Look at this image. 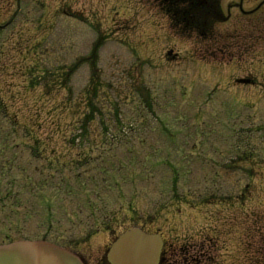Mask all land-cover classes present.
I'll return each instance as SVG.
<instances>
[{
	"label": "rangeland",
	"instance_id": "374dc122",
	"mask_svg": "<svg viewBox=\"0 0 264 264\" xmlns=\"http://www.w3.org/2000/svg\"><path fill=\"white\" fill-rule=\"evenodd\" d=\"M258 1L246 5L254 8ZM28 3L31 15L28 25L36 38L29 43L19 41L21 21L0 34V48L7 65L6 69L0 68V99L7 108L4 112L0 110V133H14L7 138L12 146L9 151H18L16 166L0 175V239L3 231L12 237L21 233L43 235V228L37 227L45 216L47 222H54V231L67 233L80 242L75 247L88 264H102L105 246L101 247L111 232H94L95 226L99 230L98 225L109 215L115 228L122 223L131 225L134 215L143 218L158 210L159 220L151 227H172L166 234L179 246L186 239L203 244L202 264H264V130L261 131L264 16L231 19L222 24L215 36L223 41L214 51L215 36L205 41L191 30L184 33L187 38L180 37V28L167 26L169 19L152 0L140 3L132 0L123 9L125 18L117 20L111 19L119 4L117 0H28ZM93 7L95 16L91 12ZM15 8L12 0H0V22ZM76 9L85 20L71 15ZM256 14L264 11L259 8ZM38 22L40 26L34 27ZM127 25L132 27L131 32L114 30ZM95 26L105 35L99 67L107 79L115 74L110 87L116 94L110 98L120 102L119 118L111 119L109 104L100 100L101 108L108 113L106 129L96 123L90 124V132L87 129L85 141L93 144L88 150L83 147L85 155L79 159L88 162L62 168V176L67 178L63 182L59 179L61 175L54 174L57 173L54 168L49 173L39 161L38 168H44L41 175L45 174L51 183L39 185L37 174L25 181L21 169L30 170L35 164L28 163L26 152L34 141L56 148L48 153L61 150L58 155L63 154L65 161L74 159L83 146L63 148L69 145L67 140L76 131L72 126L79 117L66 104L70 101L74 107L76 99H83L90 72L87 63L77 67L70 81L74 94L69 99L65 82L57 78L47 82L50 89H43L42 84L31 85L27 73L32 71L28 68L34 64L35 70L41 72L39 65L44 70L53 63L52 57L58 63L68 60L73 63L74 58L89 50L97 35ZM226 31L234 42L227 40ZM170 47L178 52V59L165 57ZM21 66L25 82L19 74ZM128 71L130 78L125 77ZM247 74L263 85L248 89L252 92L245 97L236 94L246 106L235 105L230 121L237 120L241 127L226 130L215 123L216 112L221 108H210L214 101L203 93L209 92L214 83ZM184 85L191 86L194 92L182 98L179 90ZM134 87L140 94L150 89L152 109L143 107L145 100L133 91ZM187 100H194L193 106ZM186 104L191 106L189 111L181 113ZM197 108L199 116L194 120H185L184 125L174 122L175 117H193ZM199 113L209 117L205 120ZM169 118L170 123L165 126ZM24 132L37 137H25ZM9 151L0 154V163L3 164V157L14 155L8 154ZM115 162H120L122 169L113 171ZM73 170L81 171L79 179L72 178ZM176 171L178 184L173 183ZM11 173L15 180L9 182ZM60 184L67 186L66 193L56 191ZM78 184L82 185L80 189ZM40 191L47 195V203L39 202ZM130 202L134 209L129 210ZM65 218L75 221V225L66 230ZM88 231L96 233L90 241L86 239Z\"/></svg>",
	"mask_w": 264,
	"mask_h": 264
},
{
	"label": "water",
	"instance_id": "95a60500",
	"mask_svg": "<svg viewBox=\"0 0 264 264\" xmlns=\"http://www.w3.org/2000/svg\"><path fill=\"white\" fill-rule=\"evenodd\" d=\"M149 246L146 249L145 244ZM143 247V248H142ZM159 239L134 230L115 242L109 256L115 264H153L157 260ZM0 264H83L74 253L47 241L27 239L0 245Z\"/></svg>",
	"mask_w": 264,
	"mask_h": 264
},
{
	"label": "flooded vegetation",
	"instance_id": "af4514ba",
	"mask_svg": "<svg viewBox=\"0 0 264 264\" xmlns=\"http://www.w3.org/2000/svg\"><path fill=\"white\" fill-rule=\"evenodd\" d=\"M169 252H170L169 255H172V253H173V254H174V258H177V255H176V254H177V251H176L175 248L172 247V249H170ZM189 252H190V251L187 250V251H186V254L190 255ZM194 252H196V249H194ZM192 255H193V254H192ZM164 259L167 261L166 258H164ZM167 264H181V263H178V262H173V263H172V262H168V261H167Z\"/></svg>",
	"mask_w": 264,
	"mask_h": 264
}]
</instances>
